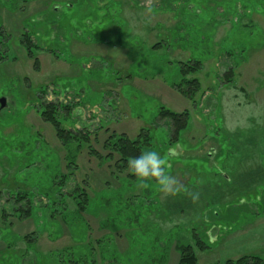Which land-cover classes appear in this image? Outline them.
Returning a JSON list of instances; mask_svg holds the SVG:
<instances>
[{
	"label": "rangeland",
	"instance_id": "374dc122",
	"mask_svg": "<svg viewBox=\"0 0 264 264\" xmlns=\"http://www.w3.org/2000/svg\"><path fill=\"white\" fill-rule=\"evenodd\" d=\"M28 1L18 0L17 8L0 2L16 54L14 60H0V100L7 99L4 106L0 102L1 203H11L8 191L29 188L38 195L49 176L59 173L57 164L65 173L69 162L75 182L86 184L93 199L87 211L64 221L50 216L62 199L51 192L50 199L58 204L46 210L37 204L47 201L39 194L32 217L10 218L13 229L0 226V238L36 230L43 254L49 257L75 247L89 264H163L155 255L157 248H164L167 264H177L176 239L192 243L191 235L197 232L212 244L207 251L197 250L199 264H226L243 255L264 257V214L258 204L259 194H264V0H181L171 10L164 8V0H122L89 17L62 6L61 42L49 39L47 30L37 34L61 57L37 52L38 68L17 41L25 26L32 25L30 16L46 10L49 0ZM185 4L190 6L183 8ZM242 12L251 15V25H245ZM178 20L190 31L182 49L176 47L170 27ZM225 21L226 27H219ZM97 37L103 39H93ZM157 42L162 45L153 47ZM226 50L230 55H223ZM243 57L245 62L238 64ZM189 58L203 62L194 100L181 96L171 83L179 78L176 62ZM230 68L236 69L238 79L226 86ZM28 84L48 85L45 99L71 103L69 115L60 112L62 125L89 131L92 148L103 155V142L111 132L135 138L150 127L157 140L153 150L164 157L176 190L165 192L156 180L140 181V196L131 203L135 183L127 171L118 174L114 160L99 162L86 144L79 151L77 142L64 146L31 105ZM161 105L191 112L184 138L171 151H165L163 143L171 131L164 121L159 123ZM155 236L159 241L145 243L152 248L158 241L154 258L139 257L140 244ZM4 247L0 240V251ZM31 259L24 264H40L39 257L35 263ZM0 264H21V259L11 251L0 252ZM48 264H57L55 254Z\"/></svg>",
	"mask_w": 264,
	"mask_h": 264
},
{
	"label": "trees",
	"instance_id": "16d2710c",
	"mask_svg": "<svg viewBox=\"0 0 264 264\" xmlns=\"http://www.w3.org/2000/svg\"><path fill=\"white\" fill-rule=\"evenodd\" d=\"M180 1L181 0H166V1L164 0L165 5L163 6H165L164 8L171 10L172 8L171 5ZM0 2L2 3V5L4 4L5 7L6 4L14 8L18 7L17 6L18 0H1ZM120 3H122V0L121 1L120 0H111V1L109 0H49L48 7L46 10L38 11L37 13H34L30 16L32 17L31 19L32 25L25 26V29L18 38L17 43L25 50L27 57L34 60L35 63L34 66L38 68L39 58L36 56L37 52H43V51L50 52L51 54H54L55 57L58 58L61 57V55L57 52L58 51L57 48H54L52 46H45V44H43L42 40L39 39L37 34L39 30L40 33L41 30L42 32L43 31L46 32L47 30L49 39L56 38L58 41H60L61 35L59 33L60 32L59 27H61L62 24V17L60 14L62 6L68 8V10L69 8H75V10L80 11L81 13L84 11L85 13H87L89 17L92 16L96 10L102 11L103 7H107L113 4L121 5ZM136 5L140 6V2L136 1ZM183 6H184L183 8H187L190 5L185 4ZM220 9H222V11L225 12L224 8H220ZM118 14H121V10ZM242 14L244 15L243 18L245 20V25H249V24L251 25L252 24L250 18L251 15L247 17L246 16L247 12H242ZM36 18L38 20H36ZM130 24L132 23L130 22L129 25ZM221 25L226 27V21L225 23L220 24L219 27H221ZM170 27L173 28L174 33L176 34V41H175L176 47L182 49L181 42L186 41V38L190 39V35L188 33L189 30H187L188 28L186 24H183L182 20H178L175 22L173 27L172 25ZM219 30L222 31V29ZM223 31H226V29L223 28ZM111 34L112 33L109 32V37H111ZM93 39L100 40L103 39V37L102 38L97 37ZM13 40L14 39L11 37V33L4 26L2 16L0 15V60L1 61L16 59V54L14 52V49L12 48ZM161 45H162L161 42H157L153 44V47H160ZM223 55H230V54H228L226 50L224 51ZM244 62L245 60L243 57V61H241L238 64ZM176 63L178 65L176 76L179 75V78H174L173 81H171L173 88H175L176 91L187 100L196 99L195 96L199 91L201 85L200 80L197 77V74H199L203 70V62L199 59L189 58L186 61H177ZM237 77H238V73L236 72V69L230 68L225 74L226 86L235 83L238 79ZM28 88H29L28 89L29 92H31L33 96L31 100L32 102L31 105L38 108L42 119L53 126L57 138L61 141V143L64 146L65 145L68 146L71 143L77 142L76 148L79 151L86 144L89 146V153L92 156H94L96 159H98L99 162L104 163L110 160H114L115 168L118 171L117 173L119 174L127 171L126 177L129 178V181H133L135 183V188L133 192L130 194L131 203L138 196H140V193H136V191L138 190L140 191L141 188L140 186L142 185L140 183L141 180L131 173V171L128 168V161L130 158L138 155L143 150L156 149L157 146L156 136L151 132L150 127L147 128L144 127L135 138H131L124 133L118 134L116 132H111L110 135L103 142V147L105 150H107V153L103 155L92 148L89 131L84 129H71V128L68 129L62 125L59 116L60 112L62 111L65 116L69 115L72 112V108H73V105L71 103L61 105L58 102L45 99V96L48 93V89H49L48 85H39L37 87H34L31 84H28ZM54 93L60 94L59 91L57 92L55 91ZM75 94L80 95L78 93ZM158 118H159V123L160 120L164 121V123L162 124L166 125L171 131V135L169 136L167 141L163 142L166 145L165 151H169L173 146H177L178 143H180V140L184 138V134L187 132L186 129L188 125H190L191 112L188 109H184L180 112L173 111L168 107H166L165 105H161ZM159 123H155V126L157 127ZM69 157L70 156L65 155L64 158H69ZM58 159L56 163L59 162ZM34 163L35 162H33L32 164ZM57 166L59 173L58 174L53 173L51 177L49 176L50 178L49 182L47 183V185L40 186L39 191L37 192L38 195H35L34 189L29 190V188H26L25 190L22 191L17 186L19 189L18 192H13V191L6 192V195H8L9 197L8 200L11 203L5 206L3 203H1L2 191H0V222H1L0 226L1 227H5V228L9 227L10 229H13V221L10 220V218L13 217L22 221L31 218L35 208L34 206V203L36 202L35 199L36 196H39V194L45 196V199L47 201L43 204L39 202L37 204L41 205L43 208H46V210L49 209L51 205L55 204L56 206L58 204L57 203L58 201H52L50 199L51 192L54 193L55 199H62V204L60 206V209L57 208L54 209L50 215L53 218H57L58 216L59 218H61V220L64 221L69 219L73 220L76 219V215H78V213L80 212L84 213L85 211H87L90 205V200L93 199V197H90L89 193L87 192L86 184H79V183L77 184V182H75L73 177L75 168L72 167L71 162H69V164L67 165L70 168V171L65 173L61 172L59 168V163L57 164ZM146 180L155 181V179L153 178H148ZM69 200L72 201L71 206H73V208H75L76 210L72 211L70 209L71 206L69 204ZM105 203H109V200L106 199ZM258 204L260 206L261 212H263L264 214L263 193L259 194ZM103 207L105 210H107L105 205H103ZM67 212H70L72 215L75 214V216H71V214L70 216H68L66 215ZM152 215L153 214L148 216L149 220H151L150 218L152 217ZM65 216L68 218H65ZM154 216L155 218L159 217L157 215ZM135 219L138 221V216H135ZM160 232L166 233L163 231ZM11 234L13 233H10V235ZM166 234L162 236H165ZM14 235L15 238L13 237L0 238V240H3V242L5 243V247H4L5 250L0 252L6 254L11 251L12 254L16 255L21 259V264L27 263V261L25 260L30 258H32L31 262L35 263L36 260H38L37 259L38 257L40 260V264H48L49 259L51 258L52 255L54 256V254L57 258V264H89L87 263L84 255H82L81 252L77 250L75 247L72 248L64 247L63 249L59 250L58 252L52 254L49 257L47 256V254H43V252L39 251L37 248V241L39 235L37 234L36 230H33L32 232L23 235H17V234ZM191 237L193 238L192 243L188 241L182 242L176 239L175 249L179 252V260L177 264H199V257L197 254V250L207 251L211 249L212 244L209 242L206 236L204 237L197 232H193ZM175 238H173V240ZM154 239H157L159 241L158 236H155L152 237V239H147L144 243L140 244L143 248L140 249L139 257L141 256L143 257L144 254L147 255L149 254L148 256H145L148 259V261L154 258L155 252L153 254L152 252L154 251L153 249L157 248L156 246L158 244V241L155 240L156 245L154 246L153 244L152 248L149 247V243L145 245L147 241H152L151 243H154ZM92 249L94 248L92 247ZM165 251L166 249L164 248L162 250L157 248V253L155 255V258L159 260V263L162 262L163 264H167L168 257L167 255H164ZM118 255L123 257L125 256L124 254H118ZM149 256L151 257V259L149 258ZM95 261L96 259L93 260V262ZM117 263L119 264V261ZM225 263L226 264H264V257L259 255H243L237 258L236 260L228 259L226 260ZM130 264H135V263H133L130 260Z\"/></svg>",
	"mask_w": 264,
	"mask_h": 264
},
{
	"label": "clouds",
	"instance_id": "9594fccd",
	"mask_svg": "<svg viewBox=\"0 0 264 264\" xmlns=\"http://www.w3.org/2000/svg\"><path fill=\"white\" fill-rule=\"evenodd\" d=\"M171 151V149H170ZM166 161L158 150L146 149L128 161V168L141 182L153 178L165 192H174L173 178L165 172Z\"/></svg>",
	"mask_w": 264,
	"mask_h": 264
},
{
	"label": "water",
	"instance_id": "95a60500",
	"mask_svg": "<svg viewBox=\"0 0 264 264\" xmlns=\"http://www.w3.org/2000/svg\"><path fill=\"white\" fill-rule=\"evenodd\" d=\"M0 102H1V106H4V105H5V98H2V99L0 100Z\"/></svg>",
	"mask_w": 264,
	"mask_h": 264
},
{
	"label": "flooded vegetation",
	"instance_id": "af4514ba",
	"mask_svg": "<svg viewBox=\"0 0 264 264\" xmlns=\"http://www.w3.org/2000/svg\"><path fill=\"white\" fill-rule=\"evenodd\" d=\"M2 98H5V104H7V102H6V100H7L6 97H2ZM2 98H1V99H2Z\"/></svg>",
	"mask_w": 264,
	"mask_h": 264
}]
</instances>
